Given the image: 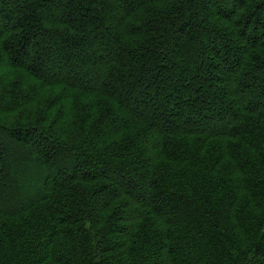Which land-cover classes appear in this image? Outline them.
Wrapping results in <instances>:
<instances>
[{
	"label": "trees",
	"instance_id": "16d2710c",
	"mask_svg": "<svg viewBox=\"0 0 264 264\" xmlns=\"http://www.w3.org/2000/svg\"><path fill=\"white\" fill-rule=\"evenodd\" d=\"M0 264H264V0H0Z\"/></svg>",
	"mask_w": 264,
	"mask_h": 264
},
{
	"label": "rangeland",
	"instance_id": "374dc122",
	"mask_svg": "<svg viewBox=\"0 0 264 264\" xmlns=\"http://www.w3.org/2000/svg\"><path fill=\"white\" fill-rule=\"evenodd\" d=\"M2 74H4V71H2ZM2 135L4 138H7L8 140L10 139V136L5 131H3ZM17 149L18 148L14 147V152ZM15 168L18 170L19 176L22 175L24 179L25 178L27 179V180L25 179L27 185L30 184L31 186H35L36 183L40 181L42 175L40 168L34 166L31 161H28V159L20 158L19 161L16 162ZM15 168L14 170L16 171Z\"/></svg>",
	"mask_w": 264,
	"mask_h": 264
}]
</instances>
